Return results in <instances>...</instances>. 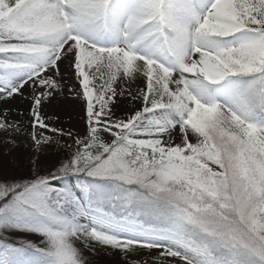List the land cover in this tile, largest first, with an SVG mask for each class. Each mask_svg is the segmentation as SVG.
<instances>
[{"label": "snow or ice", "instance_id": "1", "mask_svg": "<svg viewBox=\"0 0 264 264\" xmlns=\"http://www.w3.org/2000/svg\"><path fill=\"white\" fill-rule=\"evenodd\" d=\"M65 60L88 130L52 179L97 183L81 186L85 205L49 178L0 182V229L46 245L0 241V264H84L74 240L160 248L183 264H264V0H0V93L45 89L37 129L58 131L40 110L59 88L47 73ZM137 73L143 109L113 119L117 82ZM145 217L160 224L131 227Z\"/></svg>", "mask_w": 264, "mask_h": 264}, {"label": "rangeland", "instance_id": "2", "mask_svg": "<svg viewBox=\"0 0 264 264\" xmlns=\"http://www.w3.org/2000/svg\"><path fill=\"white\" fill-rule=\"evenodd\" d=\"M174 87V86H173ZM117 96L115 103L111 105L113 119H126L129 115L140 111L143 109L142 93L147 89V80L141 74L137 73L135 79H121L117 82ZM22 95H13L8 97L6 93H0V117L5 113L7 114L6 122L11 128L20 130L23 135L26 136V140L20 138L19 136L5 137L3 141L0 140V154L5 157V159L10 160L13 166H19V159L15 151V147L24 144L29 147V155L24 158V163L28 164L34 175L39 176V163L38 156L40 153H50V149L47 147L48 143L54 144L57 148L65 150L67 155L71 158L73 152L76 148V141L85 136L88 130V116H87V102L83 96V90L81 84L76 86L74 89L60 90L51 89L50 96L44 99L43 104H47L49 101L54 100L61 91L65 93V99L74 103L79 108V119L72 121V123H64L63 125L72 126L76 125L79 131H72L71 128L59 126V122L54 117L44 118L43 121L49 128L57 129V132L46 131L44 129H37L33 125L35 123L34 116L32 114L34 107V100L41 92L45 89L39 87H32L31 84L25 85L21 90ZM42 108V107H41ZM178 129L179 128H175ZM62 133V134H61ZM34 135H39L40 139L43 141L44 137H51L50 141L37 143L34 139ZM104 138L108 141L112 139L108 134H104ZM165 140H169V135L164 136ZM193 142H196L194 137H191ZM170 141H174L175 144H180L182 141H175L174 137L170 134ZM66 158V156H64ZM69 160V159H68ZM3 164H5L2 161ZM69 188L74 190L76 193L81 194V184H79L75 177H67ZM0 182L6 183H19L17 180H5L0 177ZM52 186H59V182L56 179L51 178ZM80 199L84 204H87L88 196L86 194H81ZM159 224L154 223L153 220H149L146 217L141 219L138 223L133 222L131 227L133 228H143L147 229L150 227H157ZM0 241H7L26 247L27 245H33V248H46L45 238L36 233H26L20 231L9 230L7 228L0 229ZM74 247L78 249L80 255L85 263L86 254L90 253L96 258H106L111 261H116L120 264H183V262L177 261L176 258H161L159 253L162 251L160 248L156 250L149 251L145 248H137L136 252L131 255H126L124 252L113 249L108 246L100 245L94 241H89V246L81 240L73 241ZM20 247V246H19Z\"/></svg>", "mask_w": 264, "mask_h": 264}, {"label": "trees", "instance_id": "3", "mask_svg": "<svg viewBox=\"0 0 264 264\" xmlns=\"http://www.w3.org/2000/svg\"><path fill=\"white\" fill-rule=\"evenodd\" d=\"M19 136L26 140V136L23 133L15 128L8 127L6 130H0V140L3 141L5 137ZM1 146V145H0ZM47 147L50 149V153H40L38 156V163L40 167L39 176L34 175L31 167L28 164L24 163V158L29 155V147H26L24 144H20L15 147L16 154L19 159V166H13L10 160H6L3 155L0 154V177L7 180H17L20 182H30L38 178H49L51 180L53 175H61L59 169L62 164L66 163L70 157L67 155L65 150H61L54 146L52 143H48ZM66 156V158L64 157ZM2 161L5 163L3 164ZM75 177L76 181L81 184H96L97 181H94L92 178L87 177L84 174ZM59 182V186H53L57 189L69 188L67 178L65 179H56ZM147 218V217H146ZM148 219V218H147ZM150 220V219H149ZM154 223L160 224V221L154 220ZM6 244H11L5 241H2ZM13 246L19 247L18 245L11 244ZM40 249H43L39 247ZM35 248L28 249L29 252L34 251ZM85 263L84 264H120L116 261H111L106 258H96L93 257L90 253H85ZM39 255V254H38Z\"/></svg>", "mask_w": 264, "mask_h": 264}, {"label": "bare ground", "instance_id": "4", "mask_svg": "<svg viewBox=\"0 0 264 264\" xmlns=\"http://www.w3.org/2000/svg\"><path fill=\"white\" fill-rule=\"evenodd\" d=\"M59 67V74H57L55 70H52L47 73V76L56 81L60 90H71L80 85L78 77L75 75L73 69L68 66L67 60L61 62ZM57 95L58 96L54 100H51L47 104L42 105V108L40 110L41 116L45 119L48 117H54L55 119H57V122H59L60 127H69L72 129V131H79L76 125H63L66 122L72 123V121H76L79 119V108L74 103H71L70 101L65 99L64 91H61ZM1 106L2 103H0V107ZM170 134L172 135V137H174L175 141H182V136L178 129L172 130Z\"/></svg>", "mask_w": 264, "mask_h": 264}]
</instances>
